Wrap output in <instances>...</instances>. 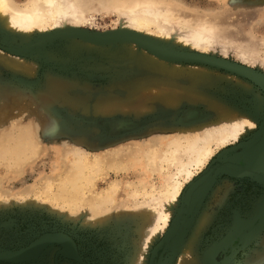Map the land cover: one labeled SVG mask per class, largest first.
Segmentation results:
<instances>
[{
    "label": "rangeland",
    "instance_id": "374dc122",
    "mask_svg": "<svg viewBox=\"0 0 264 264\" xmlns=\"http://www.w3.org/2000/svg\"><path fill=\"white\" fill-rule=\"evenodd\" d=\"M14 1L18 6L28 2ZM84 1L87 8H94L87 11L91 23L67 37L54 29L47 31L49 35H30L28 42L33 45L50 36L43 48L35 44L25 54L10 52L7 48L26 43L18 42L16 36L12 41L0 29V264H132L135 246L141 243V227H145L140 214L152 204L144 205L147 196L139 183L152 186L158 197L164 177L174 173L165 164L147 171L146 156L163 153L172 137L214 120L217 107L233 109L237 115L253 112L251 95L241 94L224 79L210 87L207 82L192 83L183 74L177 76L181 73L169 74L132 60L123 48L111 51L105 44L104 53L95 51V44L118 35V13L110 0ZM153 1L168 10L165 13L174 19L175 27L179 22H187L189 32L198 27L200 35L212 39L213 48H226L227 54L180 49L168 42L153 44L135 32L126 34L127 42L185 73L201 65L223 78L234 75L264 98V90L256 82H264V0ZM72 40L89 43L91 48H81ZM143 41L146 47L141 45ZM149 43L151 47H147ZM242 54L261 64H250ZM257 119L244 136L220 147L212 145L213 153L190 181L180 179L179 200L189 183L213 168L206 186L191 203L178 241L166 249L161 246L162 237L181 214L182 200L161 224L162 230L147 251L146 264H174L203 210L209 215L208 223L193 244L194 257L184 264H264V179L231 169L237 154L260 130L262 118ZM76 159L99 162V170L91 173L89 188L81 187L85 194L82 199L78 196L81 200L75 207L56 198V193L59 195L60 184L67 178L64 171L73 169ZM109 161L121 163L124 169L113 172ZM67 186L69 191L71 185ZM105 190L107 195L114 191L111 201L95 206L97 194L105 195ZM58 199L61 202H55ZM45 236L70 241L76 257L64 255L58 241L32 257L11 256Z\"/></svg>",
    "mask_w": 264,
    "mask_h": 264
},
{
    "label": "bare ground",
    "instance_id": "6f19581e",
    "mask_svg": "<svg viewBox=\"0 0 264 264\" xmlns=\"http://www.w3.org/2000/svg\"><path fill=\"white\" fill-rule=\"evenodd\" d=\"M110 1H111V4L113 5V9L115 10V12L118 13V15L117 13L116 15L118 16L117 23L119 27L118 29L120 30L115 31V32H119L117 33L118 35L110 36L109 39L111 41L109 40V42L106 41L105 43L95 44L92 47L95 51L103 52L104 51L103 45L105 44L109 45L108 48H110V50L114 48L115 49L123 48L127 56L132 58V60L144 62V64L151 65L152 67H158L162 69L163 72L167 71L169 74L174 75V73H181V74H177V76H180L183 74L192 83H206L207 82L208 84H210V87H211V84L217 85L218 82L224 79L226 83L231 82L233 84L232 86L237 88L241 92V94L245 96L247 94L251 95L250 105L253 108L252 109L253 112L251 113L253 115L249 114L248 112L247 115L249 116H247L243 114L237 115L236 111H234L233 109L222 111V108L217 107L215 111L216 116L214 120H210L208 121V123L204 125L203 124L197 125L193 129L189 128L191 131L189 133L181 134V136L179 135L180 133L178 135L176 134L177 137L174 135L175 138L171 136L173 139L168 141L167 145L165 146V150L164 151L162 150L163 153L157 154L155 152V154L153 153L154 154L153 155L151 152L150 154L146 156L147 158L144 160V167L147 171H149L150 169L151 170H157L158 168L161 169L163 164H165L168 168L174 170L173 174H166V176L164 177V181H162V187L160 188V190H158L159 191L158 197H154L153 193H155V190H152L153 189L152 186L151 188H147L148 185H146L145 183L143 184L139 183L144 192L143 196L145 195L147 196V199H146L147 201H145L146 203H144V205L146 206L148 204L154 203L155 204V205L153 204L154 206H158L154 208V206H152L151 204L149 208L145 209V212L143 215L140 214L142 218V223L145 224V227H141V230L139 233L141 235V239H140L141 243L139 246H135V255L133 257L132 264H146V254L150 248V245H152L151 243L156 238L158 232L162 230V227H163L162 225H164L165 222L168 221V219L170 218L171 212L174 210V207L178 203V200H179L178 196H179L180 188H181L180 179L187 180V181L191 180V178L194 176L196 171L204 164V162L213 153L212 145H215V147H220V146L226 145L229 142L235 141L239 137L244 136L249 130L254 128L256 121L258 120L257 118H263V121H264V98L262 97L263 94L261 95L258 90H255L250 83L234 75L226 74L223 78V77L215 75L211 71L212 70L211 68H207L201 65L185 73L182 68L180 69L170 68L174 64L170 63L168 60L158 58L155 55L147 54L138 45H135V43L134 44L131 43L132 41H129L130 43L127 42L128 40L126 41L124 39V38H127L126 34L129 32H135V34L139 36L140 38L142 37H145L146 39L149 38L148 40H151L153 44L168 42V44L170 45H173L176 47L179 46L180 49H186V50L200 49L204 51H213V52L218 51L219 53L227 54L226 48H223V47L213 48L214 42L212 41V39L208 36L200 35L201 30L198 29V27L197 29L194 28V30H192L191 32L188 31L189 25L187 24V22L185 23L177 22L178 24L176 25L178 27H175L174 19H171L170 18L171 15H169L168 13H165L166 11L168 12V10L159 8L156 2H154L153 0H128V1L110 0ZM86 3L87 1L83 2V0L81 1H78V0H28L26 4L22 6H18L14 0H0V29L3 30L4 32H7L12 41H14L13 37L16 36V39L18 40V42L22 44L26 43L22 46L16 47L15 49V51L17 50L18 52H22L23 54H25L27 52H30L33 49L35 44H37L36 48H43L41 46L45 43L44 41L49 38L51 39L50 36H47V38L43 37L44 38L43 40H38L33 45L32 43L28 42L30 39L29 38L30 35H32L33 33H40L43 35L44 32L54 29L56 30L57 35H61L62 33H64L65 36L67 37L68 35L70 36V34H73V32H75V30H77L78 28L83 27L85 24H90L93 18L92 16L88 14L87 11L88 10L94 11V8H90V9L87 8L85 6ZM114 10H111V11L114 13ZM67 32H69V34H67ZM47 33L49 35V32ZM142 40H139V41H142ZM72 42L81 48H87V49L91 48V45H89V43L86 44L84 42H75L74 40H72ZM117 42L119 45L116 44ZM145 44L147 45V43L143 41L141 45L143 47H146ZM111 45H114V46H111ZM147 47H151L150 43L148 44ZM105 48L107 49V46ZM202 53L205 54V56L208 55L204 52ZM240 56L243 60H246L252 65H255L256 63L259 65L261 64L255 58L247 57L244 54ZM196 59H200L199 61L203 60L202 57H198ZM18 63L19 62H17V64ZM21 65L25 66L26 62L25 64L21 63ZM187 117L190 118V113H187ZM245 121H247L248 123H245ZM121 123H120V126H121ZM263 134H264V131L262 135ZM253 143H249L248 145L246 144L245 147L240 151V153L237 154V157L235 159L237 160V158L240 157L241 155L245 156L247 152H250L251 155L249 153L245 156V158H243L244 160L241 159L242 161H244L243 165L251 166V164L253 165L257 164V165L264 166V136L262 138V143L260 144V146L259 145L256 146L255 144L251 148V145ZM113 153L114 154H111V153L110 154L117 156L115 152ZM230 159L231 158H229V160ZM76 160L78 164L75 165L73 169L71 168L72 167L71 166L70 168L67 167L66 172L64 171L67 178L65 180H62V183L60 182L61 183L60 191L58 190L59 195L58 193H56L58 196V197L56 196V198L64 199L66 200L65 201L66 205L67 203L68 204L70 203V204H73L75 207L78 206V204L76 203L77 202L79 203V201L82 199V194H85L84 191H81L82 190L81 187L83 185L88 187L87 183H89L90 179L93 178L91 173H93L95 169L97 170L99 166V162L93 161L92 163H89V161L87 160H80V159H76ZM236 160L233 162H236ZM158 164H160V166H157ZM108 166L110 169L114 170L113 172L117 171V173H118V170L124 169L121 163L119 162L115 163V161L109 163ZM85 170H87V173L90 174V176L88 174H85ZM242 170H245V172L243 171L240 173H247V174L254 176L255 179L256 178L260 180L262 179V177L259 176L260 174L258 175L256 173H253V171L249 170L247 167L245 169V167L241 166V168L238 169V171H242ZM161 172H163V170ZM262 176L264 177V174H262ZM196 180L189 183L188 187L192 186ZM195 184L193 186H195ZM67 185H69V187L71 185L72 190L69 188V191L71 190L70 192L67 190V187H68ZM202 188H203L202 185L198 186L195 189H191L190 192H188V194L184 193L182 195V199L180 198V200H182L181 201L182 203L181 212L183 208V202L187 200L186 201L187 205L186 204L185 205L186 207L190 206L193 200L199 194L198 192ZM114 189L115 188L113 186V190ZM148 189H150V191H148ZM83 190H86V188L84 187ZM113 190L111 191L109 190L108 195L106 194L107 193L106 190H105L106 192L104 191L105 195L103 194L99 195V193L97 194L98 197L95 195L97 197L95 198L96 200L95 202L97 203V205L95 204V206H98V205L100 206L102 203L110 202L112 199V193L114 192ZM49 191L50 190H48V192ZM137 192L139 191H135L133 193L137 195L139 194ZM134 194H131V195H134ZM79 195L81 196V199H79L78 197ZM148 198H150V200H148ZM60 199L55 200V202L56 201L59 202ZM93 204L94 203H92V205ZM208 220H209V215H207L206 211L203 210V212L199 213V215L197 216L193 224L192 230L189 231L190 233H189V236H187L188 238L182 243L181 247L179 248V257H177V260L174 264H184L187 259H191L194 257V253L192 250L193 244L197 241L198 236L202 233L204 226L208 223ZM168 230L164 236L165 239L169 235L170 231ZM235 237L236 236H234V238ZM38 238L39 237H37V239ZM162 239L164 238L162 237ZM233 239L230 242H232ZM54 241H58L60 243L61 248H62L61 252L64 255L68 257H76L75 249L70 243V241L58 240L56 238H53L52 236H45L40 241L32 244L31 247H29L28 249L23 250L21 251V253L19 252L18 254L12 253L11 256L18 255L20 258H23V257H27L28 255L27 253H30L28 256H31V255L33 256L35 255V253L37 254V252H39L44 246ZM230 242L226 244L227 248L228 246L231 247ZM8 259H12V258L8 257Z\"/></svg>",
    "mask_w": 264,
    "mask_h": 264
},
{
    "label": "water",
    "instance_id": "95a60500",
    "mask_svg": "<svg viewBox=\"0 0 264 264\" xmlns=\"http://www.w3.org/2000/svg\"><path fill=\"white\" fill-rule=\"evenodd\" d=\"M7 50L8 51H10V52H13V53H17V54H23L22 52H18L17 50L15 51V49L14 48H7ZM260 86H261V88L264 90V82H260V81H256ZM264 123V121H263V118H262V124ZM261 124V126H260V130L258 131V133L254 136V139H253V141L251 142V143H253L252 145H251V148H252V146H254L255 144H256V146L257 145H259L260 146V144L262 143V138H263V136H264V134L262 135V133H263V131H264V124L262 125ZM247 151V150H246ZM245 151V152H246ZM250 152H247V154H249ZM246 154V155H247ZM241 155V154H240ZM239 155V156H240ZM245 155V156H246ZM250 155H251V153H250ZM242 156V155H241ZM238 157L237 158V160H236V162H235V164H234V166L232 165L231 166V169L233 170V168H235L236 170H238V169H240L241 168V166H243V167H245V169H246V167L249 169V170H252L253 171V173H256V174H260L259 176H261L262 177V179L264 178L263 176H262V174H264V168H262V167H264V166H262V165H253V164H251V166L249 165V166H244L243 165V163H244V161H242L241 159H243V158H245V156H242V157ZM237 157V156H236ZM235 157V158H236ZM234 160V161H235ZM244 160V159H243ZM257 166H259V167H257ZM262 166V167H261ZM240 167V168H239ZM245 172V170H242L241 172ZM258 171H260V172H258ZM213 172V168H210V169H208L204 174H202L196 181H195V186H189V187H187V189L185 190V194L187 193L188 194V192H190V190L191 189H195V188H197L198 186H204L205 184H206V182L208 181V179H209V177H210V175H211V173ZM249 172H251V171H249ZM187 200H185V202H183V208H182V212H181V214H180V216H178L175 220H174V222L171 224V226H170V228H169V230L168 231H170L169 232V235L167 236V238L165 239V237H164V239H163V243H162V245L161 246H163L164 247V249H166V248H168L169 246H171L172 244H174V243H176V241H177V239L179 238V235H180V233H181V230H182V228L185 226V224H186V219H187V214H188V212H189V209H187V208H190V206H187L186 207V205H187V202H186ZM186 204V205H185ZM188 210V211H187ZM28 255L30 254V253H27ZM27 255V257H29Z\"/></svg>",
    "mask_w": 264,
    "mask_h": 264
},
{
    "label": "snow or ice",
    "instance_id": "6c2138e0",
    "mask_svg": "<svg viewBox=\"0 0 264 264\" xmlns=\"http://www.w3.org/2000/svg\"><path fill=\"white\" fill-rule=\"evenodd\" d=\"M245 123H248L247 121H245Z\"/></svg>",
    "mask_w": 264,
    "mask_h": 264
}]
</instances>
